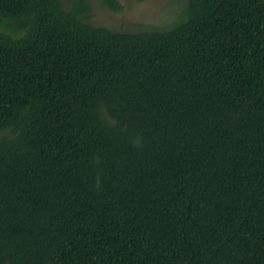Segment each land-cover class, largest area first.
I'll return each instance as SVG.
<instances>
[{"label": "trees", "instance_id": "1", "mask_svg": "<svg viewBox=\"0 0 264 264\" xmlns=\"http://www.w3.org/2000/svg\"><path fill=\"white\" fill-rule=\"evenodd\" d=\"M91 11L0 0V264H264V0Z\"/></svg>", "mask_w": 264, "mask_h": 264}, {"label": "rangeland", "instance_id": "2", "mask_svg": "<svg viewBox=\"0 0 264 264\" xmlns=\"http://www.w3.org/2000/svg\"><path fill=\"white\" fill-rule=\"evenodd\" d=\"M68 1V0H64ZM121 11H113L103 0H90L93 5L92 22L124 30H144L167 26L177 20L186 7V0H117Z\"/></svg>", "mask_w": 264, "mask_h": 264}]
</instances>
